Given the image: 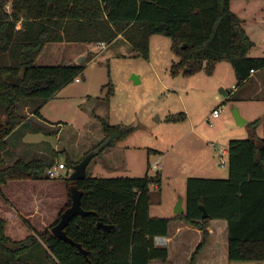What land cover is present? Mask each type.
<instances>
[{
  "label": "trees",
  "instance_id": "obj_1",
  "mask_svg": "<svg viewBox=\"0 0 264 264\" xmlns=\"http://www.w3.org/2000/svg\"><path fill=\"white\" fill-rule=\"evenodd\" d=\"M231 1L0 0V187L9 181L49 179L44 173L54 166L58 152L52 151L48 158L33 154L29 160L18 158L5 166L7 138L17 128L27 127L18 113L22 102H36L31 114L41 118V108L85 71L83 62L35 66L46 44H110L120 35L138 55L147 58L150 37L161 35L171 40V52L178 58L173 66L176 73L189 76L204 69L210 75L217 63L226 61L239 87L251 73L264 69V58L248 56L253 43L230 9ZM260 124V120L248 124V138L228 142L226 179L186 180L185 210L170 218L149 216V188L159 186V175L96 178L86 174L85 179L74 182L65 178L68 192L71 185L82 192L80 206L89 213L73 217L65 234L86 256L51 234L59 216L48 229L20 242L5 235L6 222L0 217V264H20L17 250L35 236L48 248L53 264L165 262L168 250L156 246L155 238L166 237L173 220L204 231L209 220H223L228 230V260L264 261V137L255 135ZM101 130L103 139L87 153L95 151L99 156L115 148L134 128L102 122ZM77 163L67 159L66 164L74 168ZM70 202L68 195L60 214ZM201 207L207 218H202ZM98 223L113 228L104 232ZM189 264H195V254Z\"/></svg>",
  "mask_w": 264,
  "mask_h": 264
},
{
  "label": "rangeland",
  "instance_id": "obj_2",
  "mask_svg": "<svg viewBox=\"0 0 264 264\" xmlns=\"http://www.w3.org/2000/svg\"><path fill=\"white\" fill-rule=\"evenodd\" d=\"M244 3L248 6L247 12L242 13L248 20L244 26L253 43L249 50L252 57H249L264 58V26L259 24L264 23V1L241 2ZM237 8L238 5L234 4L233 10ZM94 45L49 43L43 47L35 60V66L76 64L84 56L81 63L85 71L83 77L63 87L39 112L47 122L57 126L61 124L58 134L55 130L54 133L46 134L41 127L40 131H34L36 129L31 126L30 129L17 128L7 138L5 166L18 158L29 160L31 155H37L35 148L44 149L39 144L41 142L48 143L52 149L57 145L58 153L54 157L56 166L62 163L66 168L58 170V176L53 181H62V184L34 188L42 193L50 192L53 196L43 208L48 209L46 222L52 225L59 216L57 210L62 208L63 193L69 195L64 180L70 176L68 174L65 177L67 159L79 162L98 141L100 143L103 139L102 122L110 126L132 127L134 131L113 150L107 149L102 156L93 158L87 168V175L94 173L96 178H141L146 175L153 178L159 175V186L153 184L149 188V215L162 218L172 216L178 198H185L186 178H210L186 177L187 174L206 176L207 173L201 170L207 159H210L212 169L216 171L212 173L215 174L213 176H219L227 170V157L222 164L218 151L211 144L216 149L221 146L227 148L230 140L248 138L247 125L238 127L232 111L236 109L240 117L245 114L250 120L262 121L264 115L257 105L240 101L237 94L232 93L230 101L220 95L221 89L226 93L231 92L237 83L232 67L226 61L221 62L210 75L202 69L193 75L183 76L182 72L176 73L173 69L178 58L171 52V40L167 37H150L147 58L138 55L121 37L105 44L104 50H97ZM35 107L34 101H24L19 105L18 113L24 117L23 122L27 125V118ZM214 109L220 110L218 120L209 119ZM240 128L244 130H238ZM238 131H243L242 135ZM22 132H25L23 139L27 143L39 145L35 147L23 143ZM257 135L258 139H263L262 129H258ZM168 145H175L173 154L160 160L164 166H171V170L164 168V171H153L150 166L155 155L151 152L148 155V150L158 147L163 150ZM183 168H186V172L182 174L180 170ZM161 171L163 173L160 174ZM7 183L0 187V217L9 219L6 213L9 210L15 213L17 220H8L6 234L23 237L24 230L20 232L13 227L16 234H12L10 228L20 225L23 229L30 223L27 212L34 207L30 191L36 184L27 180ZM56 211L53 218L52 213ZM228 263L264 264V261Z\"/></svg>",
  "mask_w": 264,
  "mask_h": 264
},
{
  "label": "crops",
  "instance_id": "obj_3",
  "mask_svg": "<svg viewBox=\"0 0 264 264\" xmlns=\"http://www.w3.org/2000/svg\"><path fill=\"white\" fill-rule=\"evenodd\" d=\"M243 1H259V2H262L264 0H233L230 2V9L239 17V19L241 20V27L243 28L244 32L247 34V30H246L244 24L247 25L248 20H247V18L244 17V15L242 13L247 12L246 9L248 8V6L245 3H244V5L241 4V2H243ZM234 4L238 5V8L236 11L233 10ZM259 24L264 26V23H259ZM256 28L258 29V27H256ZM247 36L249 37L248 34H247ZM118 37H121V36L119 35ZM249 39H250V37H249ZM96 44L94 45V47L97 50H104L106 47L105 46L104 48H100ZM89 45H92V44H89ZM248 56L252 57V55L250 53H248ZM220 64H221V62L217 63L215 65L214 69H216V68L218 69V66ZM164 87L166 88V86H164ZM232 87H233V84H232ZM166 89H168V88H166ZM231 94L232 95L237 94V97L240 101H243V102L248 103V104L257 105L260 112L262 111L261 112V113H263L262 115H264V69L251 73L250 78L246 82L242 83L239 87H236V86L233 87L229 96H226L225 90H222V89L220 90V95L223 96L225 98V100L227 98H230ZM234 111H237V110L234 109L232 111V113ZM237 113H238V111H237ZM241 115H242L241 116L242 118L240 117V115H239V117L245 121V124L242 126L247 125V128H248L247 129L248 130V136L247 137H249L250 131H249L248 124L254 122L255 119L250 120L247 116H245V114H241ZM40 117L41 118H37L31 114V116H29V118H27V121H29V124L27 125V123L25 122V125H27V128L25 127V129H28V128L30 129V126H31V127L36 129L34 131H40L39 128L41 127L46 134H49L50 132H52V133L55 132L56 134H58V132L61 129V124H59V126L53 125L50 122H47L41 116V114H40ZM219 118H220V114L215 119H213L211 117V114H210L209 119L218 120ZM263 125H264V116H263V119L261 121V124L255 130V135L257 138H259L257 135V131L259 128L262 129V138L264 137L263 136L264 135L263 134V132H264L263 131ZM242 126H238V127H242ZM53 130H55V131L53 132ZM238 130H244V129L240 128ZM27 131H30V130H26L25 132H27ZM25 132L24 133L22 132V134H21V141L23 143L29 144L23 139ZM238 132H239L238 133L239 135H242L243 131H238ZM235 133H237V132H235ZM228 142H227V145H228ZM98 143H99V141H98ZM98 143H96V144H98ZM39 144H40V146L44 147V149L43 150H36V148L34 149V151L36 150L35 152H38L37 153L38 156H41L43 158H46V157L48 158V157H50V154L52 153V151H54V153L58 152L57 145L55 146L54 149H52L48 143L41 142ZM39 144H29V145L36 147ZM211 146L216 151H218L219 156L221 158V163L223 164L225 161V158L227 157V148H224L221 146L219 149H216V147L213 144H211ZM174 148H175V145H168L163 150L161 149V147L155 148L154 150H148V153H147L148 155H149V152H151L155 155V159H154L152 164L157 162L158 163L157 166H159L155 170V172H157L159 170L164 171V168H167V171L171 170V166H167V167L164 166L163 164H161L160 159H161V157L164 158L170 154H173ZM111 150H113V149H111ZM103 152L106 153L105 151H103ZM221 152H223V155H221L222 154ZM86 154H87V152H86ZM86 154H84V156ZM83 157H82V159H83ZM174 159H175V157H174ZM226 159H227V163H228V158H226ZM90 164H91V162L89 163L88 166H90ZM55 166H56V162H55L53 167H55ZM88 166H87V168H88ZM151 166H150V169H152ZM212 166H213V164L210 161V159H207L206 161H204V167H202L203 169L201 170V172L207 173L206 176H196V175L187 174L186 177H210V178H204V179H215V178L216 179L217 178L226 179L227 178V176H228V164H227V170L225 169L224 173L222 172L219 176H213L215 174H212V173H214L215 169L214 168L212 169ZM87 168H86V174H87ZM67 170L68 171H67L65 177L68 174L72 173L73 168L68 167ZM185 170H186V168H183L182 170H180V172H182V174H183L184 172H186ZM198 170H200V169H198ZM161 173H163V172L161 171L160 174ZM215 173H216V171H215ZM90 177H95L94 173H91ZM211 177H214V178H211ZM187 179L188 178H186V180ZM53 180L54 179H48V180H43V181L27 180V181H33L34 184H36V185L32 186L33 189L30 191L31 192L30 198H31V202H34V204H33L34 207H33L32 211L27 212V214H28L27 220H29V222H30L29 224H27V227L29 229L26 226L22 227L23 229H21L20 225H15V226H12L10 228L12 234H16V232L12 229L13 227L17 228L20 232H22V230H24L23 237L17 238V237H13V236L6 234V225L8 223V220L9 219L14 220V221L17 220V216L15 213H11V211L9 210V211H6V213L9 215V219L2 217L6 222V224H5V235L12 242L23 241L28 236L35 234V232H42L51 226L50 223L46 222V219H47L46 215H47V212H49V211H48V209H43V208L45 207L44 204L49 202L53 196L50 192L49 193H46V192L42 193V191H39L37 189L35 190L34 188L37 186H40L41 188L42 187L50 188L52 185H53V187H57L58 185L62 184V181H53ZM6 185H4V186H6ZM62 186L65 189L64 185H62ZM178 200H181V208L183 210H185V198L183 199L180 197V198H178ZM178 200L174 204V208H175ZM67 201H68V196L64 192L63 198H62V205H61L62 208H61V210H57L58 215L60 214L62 209L67 204ZM149 209H150V205H149ZM57 211L55 213L54 212L52 213L53 218H54V216H56ZM20 213L22 214L21 211H20ZM174 215L175 214L173 213L172 216L163 217V218H170V217H173ZM150 217H152V216H150ZM153 218H162V217H153ZM227 234H228L227 223L223 220H209L207 222V226H206L205 231L197 229L193 225L186 224L182 220H173L169 223L167 236L166 237H159V238H162L164 241L162 246L166 247L168 250L167 260L165 262L153 260L149 264H189L190 260L194 254H195V264H229L228 263L229 262V260H228V249H227V238H228ZM199 245H202V246H201L200 250L197 252L196 249H197V247H199ZM17 259L20 262V264H53L52 263L53 258L51 257V254L49 253L48 248L45 246L43 241L40 238H38V236H35L34 240H32L28 245L17 250ZM55 264H57V263H55Z\"/></svg>",
  "mask_w": 264,
  "mask_h": 264
},
{
  "label": "water",
  "instance_id": "obj_4",
  "mask_svg": "<svg viewBox=\"0 0 264 264\" xmlns=\"http://www.w3.org/2000/svg\"><path fill=\"white\" fill-rule=\"evenodd\" d=\"M83 57L81 58V60H78L76 64H81ZM233 116L238 126H242L245 124V121L239 117V114L237 113V111L233 112ZM95 156H96L95 151H90L89 153H87L83 157V159L74 166L73 171L69 176V179L73 182L85 179L86 178V168ZM69 195H70V200H71L70 205L59 215L58 222L50 229V232L56 239L62 240L66 243H69L77 247L79 251L85 257L86 252L81 248V246L74 243L66 236L65 228L68 226L69 222L72 220L73 217L75 216L84 217L88 215L89 213L82 210L80 206V199L82 196V192L79 191L75 185H71L69 187ZM183 211L184 210L181 208V200H178L174 208V214L175 215L181 214L183 213ZM201 211H202V218H207L206 211L203 207H201ZM97 227L102 229L104 232H107L113 228L112 226H105L101 223H98Z\"/></svg>",
  "mask_w": 264,
  "mask_h": 264
},
{
  "label": "built area",
  "instance_id": "obj_5",
  "mask_svg": "<svg viewBox=\"0 0 264 264\" xmlns=\"http://www.w3.org/2000/svg\"><path fill=\"white\" fill-rule=\"evenodd\" d=\"M98 47H100V48H104L105 47V44L104 43H97L96 44ZM219 114H220V110H218V109H214L212 112H211V117L213 118V119H215V118H217L218 116H219ZM222 154L221 155H223V152H221ZM158 165V163L156 162V163H154V164H152V166H151V168L155 171L159 166H157ZM66 168V166L64 165V164H62V163H58L57 164V166H55V167H51V168H48V169H46L45 170V176L46 177H48L49 179H56L57 178V171L58 170H63V169H65ZM164 243V241H163V239L162 238H155V245L156 246H160V245H162Z\"/></svg>",
  "mask_w": 264,
  "mask_h": 264
}]
</instances>
